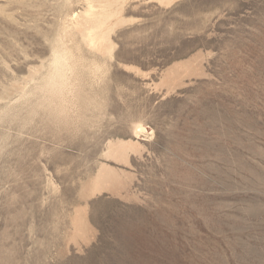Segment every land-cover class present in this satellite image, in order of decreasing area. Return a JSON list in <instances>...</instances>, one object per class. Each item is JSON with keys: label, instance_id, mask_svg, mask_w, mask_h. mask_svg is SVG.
Returning a JSON list of instances; mask_svg holds the SVG:
<instances>
[{"label": "rangeland", "instance_id": "rangeland-1", "mask_svg": "<svg viewBox=\"0 0 264 264\" xmlns=\"http://www.w3.org/2000/svg\"><path fill=\"white\" fill-rule=\"evenodd\" d=\"M0 264H264V0H0Z\"/></svg>", "mask_w": 264, "mask_h": 264}, {"label": "bare ground", "instance_id": "bare-ground-1", "mask_svg": "<svg viewBox=\"0 0 264 264\" xmlns=\"http://www.w3.org/2000/svg\"><path fill=\"white\" fill-rule=\"evenodd\" d=\"M54 57H55V56H54ZM60 57H61V56H60ZM58 59H59V58H58ZM61 60H63V57H62ZM58 61L60 62V60H58ZM63 63H64V62H63ZM63 63H61V64H63ZM54 65H55V64H54ZM54 67H55V66H54ZM56 68L58 69V67H56ZM56 68H55V69H56ZM53 69H54V68H53ZM64 69H65V68H64ZM64 69H63V70H64ZM58 70H59V69H58ZM57 72H58V71H57ZM62 72H63V71H62ZM54 74H55V73H54ZM58 74H59V73H58ZM60 75H61V74H60ZM62 75H63V74H62ZM62 75H61V76H62ZM51 76H52V74H51ZM58 76H59V75H58ZM53 77H54V76H53ZM55 77H56V76H55ZM51 79H52V78H51ZM56 79H58V78L56 77ZM59 80H60V79H59ZM52 81L54 82L53 79H52ZM55 82H56V81H55ZM138 128H139V127H138ZM138 128H137V129H138ZM140 130H141V129H140Z\"/></svg>", "mask_w": 264, "mask_h": 264}]
</instances>
